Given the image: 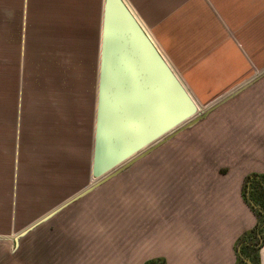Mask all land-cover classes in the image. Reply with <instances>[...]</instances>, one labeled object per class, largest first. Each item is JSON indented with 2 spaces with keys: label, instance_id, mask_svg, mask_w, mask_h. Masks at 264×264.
<instances>
[{
  "label": "crops",
  "instance_id": "crops-1",
  "mask_svg": "<svg viewBox=\"0 0 264 264\" xmlns=\"http://www.w3.org/2000/svg\"><path fill=\"white\" fill-rule=\"evenodd\" d=\"M160 2L153 0L156 20L166 25L172 37H177L181 30L182 48L188 57H212L215 89L223 90L246 80L240 88L250 82L215 108L216 111L234 102L231 106L235 105L232 108L235 114L230 116L229 127L231 136L237 137V165L228 162L221 166L229 172L218 178L219 184L211 197L198 186L197 208L189 207L187 185L176 189L185 197L182 201L186 207L182 208H174L173 186H159L156 193H161L164 200L153 201V231L152 224L143 229L140 209L129 210L127 216L132 215L133 219L126 221V214H120L112 205L103 214L104 220L95 225V205L87 202L94 197L92 191L20 237H28L35 229L43 227L50 230L46 223L51 220L59 231L55 242L48 246L45 243L37 253L27 252L16 264L237 263L239 238L257 224L254 212L243 198V184L249 175L264 174V0ZM96 3L100 6L101 0H0V239L17 236L74 197L47 193L44 178L40 188L34 191L31 188V192L28 187L31 183L30 149L37 148L39 152L40 147L45 148L47 130L44 128L31 135L25 128L28 114L24 115L25 108L27 111L24 90L30 74L45 72L47 40L71 39L73 35L66 34L68 26L76 24V17L84 16L82 11L77 15V7L93 8ZM102 8L103 4L101 31ZM171 9H180L181 20ZM174 17L175 22L170 21ZM212 61L207 60L205 64ZM229 82L231 84L226 86ZM54 143L57 145L58 141L50 144ZM68 155L67 163L71 161V153L67 152ZM34 159L40 160L39 156ZM39 183L40 180L33 182L37 187ZM96 232L99 234L95 236ZM261 261L264 264V247Z\"/></svg>",
  "mask_w": 264,
  "mask_h": 264
},
{
  "label": "rangeland",
  "instance_id": "rangeland-1",
  "mask_svg": "<svg viewBox=\"0 0 264 264\" xmlns=\"http://www.w3.org/2000/svg\"><path fill=\"white\" fill-rule=\"evenodd\" d=\"M125 1L197 101L201 111L216 104L221 97L228 96L246 81L234 83L232 87H223V90L215 89L216 74L213 72L212 57L209 59L188 57L186 50L182 48L181 30L177 37H172L173 33L169 29L167 32L166 25L156 20L153 14V0ZM154 1L160 2V0ZM161 1V4H165V0ZM102 4L103 0L100 6L96 3L93 8L77 7V15L82 11L84 16L76 17V24L68 26L69 32L66 34L73 35L72 38L68 40L63 38L61 42L47 40L45 45L47 56L44 58L45 72L30 74L24 90L27 103V111L25 108L24 115L28 114L24 125L28 124L25 128H28L31 135L44 128L47 130L45 148L41 150L40 147L39 152L37 148L30 149L28 170L30 191L31 188L33 191L40 188L43 178L46 179L47 193H60L63 197H73L96 183L92 177L91 164ZM162 9L165 10L164 7ZM171 10L174 13L177 12V17L181 20L180 9ZM165 19V13H163L162 20L165 21ZM170 21L175 22V17L170 18ZM62 28L67 27L62 26ZM179 29H181L180 25ZM187 51L190 52L188 49ZM51 54H54V57H51ZM207 60L212 61L211 64L210 62L208 65L205 64ZM231 82L225 85L229 86ZM220 91H223L222 94ZM233 103L230 101L222 108L213 110L193 127L179 133L116 177L99 186L94 190L92 199H83L95 205L94 224L97 225L99 221L104 220L103 214L105 215L111 205L115 206L120 214L125 213L126 216L129 210L138 208L141 210L143 229L152 224L153 231V201L157 203V200L164 198L161 197V193L159 195L156 193L161 185L173 186L174 208L186 207L185 201H182L185 197L176 191L182 184L189 187L187 198L190 208H197L195 198L198 186L205 190L206 196L211 197L210 194L219 184L218 178L229 172L221 166L228 162H233L236 166L239 160L236 151L237 137L231 136L229 127L230 116L235 114L232 109L235 105L231 106ZM22 105L21 100L20 107ZM216 112L218 116H215ZM21 115L22 113L20 117ZM55 140L58 141L57 145L55 143L51 145L50 143ZM67 152L71 153V161L68 163L66 162L69 160V155L66 156ZM43 154L44 157H42ZM59 154L60 159H58ZM37 156H39V162L34 159ZM38 180L40 183L37 187L33 182ZM65 180L68 184H61ZM247 206L251 209L248 204ZM115 215L113 214V217ZM126 216V221L133 219L132 215ZM113 217L110 215L111 219ZM122 218L118 220L121 222ZM46 224L48 226L46 228H51L50 230L46 231L43 227L35 229L28 237L17 239L14 234V237L0 239V264H11V259L15 264L20 263L21 259L27 256V252L37 253L38 248L45 247V243L48 246V243L55 242L59 231L55 229L53 220ZM98 234L96 232L95 236ZM261 264H263L262 261Z\"/></svg>",
  "mask_w": 264,
  "mask_h": 264
},
{
  "label": "water",
  "instance_id": "water-1",
  "mask_svg": "<svg viewBox=\"0 0 264 264\" xmlns=\"http://www.w3.org/2000/svg\"><path fill=\"white\" fill-rule=\"evenodd\" d=\"M249 83L201 111L127 2L104 0L91 164L97 182L16 238L193 127Z\"/></svg>",
  "mask_w": 264,
  "mask_h": 264
},
{
  "label": "trees",
  "instance_id": "trees-1",
  "mask_svg": "<svg viewBox=\"0 0 264 264\" xmlns=\"http://www.w3.org/2000/svg\"><path fill=\"white\" fill-rule=\"evenodd\" d=\"M243 198L254 211L258 223L249 232L242 235L236 244L237 263L261 264L260 252L264 246V174L249 176L243 186ZM147 264H165L163 261H150Z\"/></svg>",
  "mask_w": 264,
  "mask_h": 264
},
{
  "label": "bare ground",
  "instance_id": "bare-ground-1",
  "mask_svg": "<svg viewBox=\"0 0 264 264\" xmlns=\"http://www.w3.org/2000/svg\"><path fill=\"white\" fill-rule=\"evenodd\" d=\"M169 63V62H168ZM171 66V65H170ZM180 78V77H179ZM182 81V80H181ZM189 91V90H188ZM191 94V93H190ZM192 96V95H191ZM193 97V96H192ZM193 99H194V97H193ZM194 101H195V99H194ZM195 103H196V105L199 107V109H201L200 108V106L197 104V102L195 101ZM94 178V177H93ZM95 179V178H94ZM96 181L95 182H97V179H95Z\"/></svg>",
  "mask_w": 264,
  "mask_h": 264
},
{
  "label": "flooded vegetation",
  "instance_id": "flooded-vegetation-1",
  "mask_svg": "<svg viewBox=\"0 0 264 264\" xmlns=\"http://www.w3.org/2000/svg\"><path fill=\"white\" fill-rule=\"evenodd\" d=\"M256 218H257V217H256ZM257 223H258V219H257ZM256 225H257V224H256ZM262 249H263V248H262ZM262 249H261V250H262ZM260 256H261V252H260ZM245 263H246V262H245ZM246 264H247V263H246Z\"/></svg>",
  "mask_w": 264,
  "mask_h": 264
}]
</instances>
